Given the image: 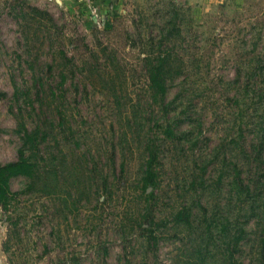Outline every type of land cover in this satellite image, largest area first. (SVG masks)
<instances>
[{
  "label": "rangeland",
  "instance_id": "374dc122",
  "mask_svg": "<svg viewBox=\"0 0 264 264\" xmlns=\"http://www.w3.org/2000/svg\"><path fill=\"white\" fill-rule=\"evenodd\" d=\"M20 151L3 264H264V0H0Z\"/></svg>",
  "mask_w": 264,
  "mask_h": 264
},
{
  "label": "trees",
  "instance_id": "16d2710c",
  "mask_svg": "<svg viewBox=\"0 0 264 264\" xmlns=\"http://www.w3.org/2000/svg\"><path fill=\"white\" fill-rule=\"evenodd\" d=\"M163 67V63L158 64L155 69V71L152 74V81H156L158 76H160V68ZM158 89H162L161 85H159L158 82H156ZM167 133L172 134L173 132L171 130H167ZM153 155V154H151ZM155 159V156L153 155V158L150 159V162L148 164V176L146 177V184L148 185H154L153 183V172H152V164ZM35 163L31 162L27 156L24 154L23 151H20L17 158L13 161L7 162V163H0V206L3 207V209L6 208V205L8 203L9 197H10V190H9V181L11 178L24 175L27 177H31L34 175L35 172ZM239 178V176L237 175ZM188 214L181 212L177 215L178 221L181 222H187L188 221ZM260 249H261V261L264 262V235H262L260 239Z\"/></svg>",
  "mask_w": 264,
  "mask_h": 264
},
{
  "label": "water",
  "instance_id": "95a60500",
  "mask_svg": "<svg viewBox=\"0 0 264 264\" xmlns=\"http://www.w3.org/2000/svg\"><path fill=\"white\" fill-rule=\"evenodd\" d=\"M0 264H3V260L2 257L0 256Z\"/></svg>",
  "mask_w": 264,
  "mask_h": 264
}]
</instances>
